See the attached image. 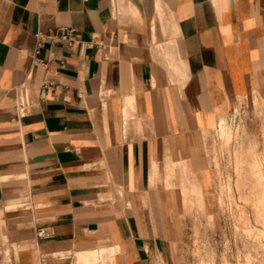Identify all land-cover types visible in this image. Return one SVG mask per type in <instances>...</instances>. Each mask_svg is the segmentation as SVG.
Returning a JSON list of instances; mask_svg holds the SVG:
<instances>
[{"label": "crops", "instance_id": "obj_1", "mask_svg": "<svg viewBox=\"0 0 264 264\" xmlns=\"http://www.w3.org/2000/svg\"><path fill=\"white\" fill-rule=\"evenodd\" d=\"M261 111L264 0H0V264H177L221 118L263 147Z\"/></svg>", "mask_w": 264, "mask_h": 264}, {"label": "rangeland", "instance_id": "obj_2", "mask_svg": "<svg viewBox=\"0 0 264 264\" xmlns=\"http://www.w3.org/2000/svg\"><path fill=\"white\" fill-rule=\"evenodd\" d=\"M251 134L252 132L244 130L237 132L234 137L235 145L237 140L239 143H244L242 149L246 154L238 155L240 151L236 153L237 148L234 146V157L231 155L233 138L227 143L218 136L219 147L213 148L212 152L214 157L217 156V163H215L221 169L218 171V178L215 179L213 193L208 197L209 203L205 198L197 195L199 197L197 199L193 197V202L185 212V237L175 260L177 264H264V236L257 233L251 235L246 231L242 212L237 208V204L242 203V206L249 209L252 207L255 197L256 199L264 197V194H260L264 193V186L259 181L261 178L259 174L263 169L259 173V166L254 168L255 162H257L255 160L259 157L262 159V153L257 152H261V150L263 152L264 146L255 145L257 140H254L255 137ZM214 157L213 160H215ZM233 159L234 162L231 163ZM259 161L261 163V160ZM258 226L259 229H264L263 222ZM110 254L101 253L99 258L97 255L96 260L89 264H93V262L109 264ZM88 261L85 260V262Z\"/></svg>", "mask_w": 264, "mask_h": 264}, {"label": "bare ground", "instance_id": "obj_3", "mask_svg": "<svg viewBox=\"0 0 264 264\" xmlns=\"http://www.w3.org/2000/svg\"><path fill=\"white\" fill-rule=\"evenodd\" d=\"M259 110V109H258ZM262 113L264 112V111H261ZM260 113V112H259ZM261 114V113H260ZM233 116V115H232ZM262 118H264V117H262ZM264 120V119H263ZM229 121H227V118H225V117H223V118H221V120H220V122H219V127L217 128V130H218V134H219V136L220 137H222L223 139H225V140H227V143L229 142V140H231V138L232 137H234V136H236V134H237V131H235V128L233 127V126H231V125H229V123H228ZM240 123V122H239ZM264 124V122H261V125H262V127H263V124ZM240 126V125H239ZM261 127V126H260ZM263 129H264V127H263ZM261 130V129H260ZM255 132V131H254ZM254 132L252 131V134L251 135H253L254 134ZM261 133H264V131L263 132H261ZM255 135H258V133L256 132L255 133ZM255 137V136H254ZM261 137V136H260ZM260 137H258V138H260ZM264 136H262V138H263ZM261 138V139H262ZM264 139V138H263ZM262 139V140H263ZM254 140H256L255 138H254ZM258 142V141H257ZM259 143V142H258ZM215 144V143H214ZM255 145H257V143H256V141H255V143H254ZM259 144H261V143H259ZM263 144H264V142H263ZM256 147V146H255ZM260 147V146H259ZM258 148V147H257ZM259 149H261V148H259ZM259 149H257V150H259ZM253 150H255V149H253ZM254 152V151H253ZM255 153H256V151H255ZM257 153H262L261 155H262V159H260V157L257 159V160H255V161H257V162H255V169L257 168V166H259V168H260V170H259V173L261 172V169H263V171H264V151L262 152V150H261V152H257ZM215 155V154H214ZM256 155V154H255ZM257 156V155H256ZM255 156V157H256ZM217 157V156H216ZM259 160H261V163H259L260 161ZM257 163V164H256ZM218 165V164H217ZM216 168H218V167H216ZM258 170H255V171H258ZM263 171H262V173H258L259 175H261L260 177V179H259V181L260 182H262V184H263V186H264V173H263ZM170 177V176H169ZM262 191V190H261ZM201 194V193H200ZM260 194H264L263 192L262 193H260ZM259 194V195H260ZM261 196V195H260ZM239 199V198H238ZM244 199V198H243ZM247 199H248V196H247ZM252 199V198H251ZM236 200H237V198H236ZM244 200H246V199H244ZM254 201V202H253ZM252 201V207H250L249 209H248V207H246V206H242L240 203H238L237 205H238V209H240L241 210V212H242V217H243V219H244V221L245 222H243L244 223V225H245V229H246V231H248L249 233H251V235H253L254 233H257L258 235L260 234V235H263L264 236V229H259V226H258V224H262V222L264 223V197L263 198H261V197H257V199H256V197H255V199ZM237 202H238V200H237ZM235 204H236V202H235ZM247 204V203H246ZM198 205V204H197ZM239 212V211H238ZM241 216V215H240ZM241 218V217H240ZM242 219V220H243ZM207 220V219H206ZM252 220H254V221H252ZM208 221V220H207ZM235 223V222H234ZM237 223H238V219H237ZM217 225V224H216ZM241 225V224H240ZM249 226V227H248ZM263 226V225H262ZM237 227V226H236ZM242 228V227H241ZM224 229V228H223ZM236 229V228H235ZM242 231V230H241ZM225 232V231H224ZM223 233V232H222ZM226 233V232H225ZM250 235V236H251ZM249 236V235H248ZM246 237V236H245ZM255 237H257V236H255ZM243 238V237H242ZM261 238V237H260ZM264 238V237H263ZM228 239V238H227ZM235 239V238H234ZM248 239V238H247ZM221 240V239H220ZM223 240V239H222ZM219 241V240H218ZM232 241V240H231ZM258 242V241H257ZM259 244V243H258ZM106 251V250H105ZM101 252V251H100ZM104 252V251H103ZM97 254V252H95V251H93V252H86V253H81V259L82 260H90V258H91V255H93L94 256V260H96V255ZM259 256V255H258Z\"/></svg>", "mask_w": 264, "mask_h": 264}, {"label": "built area", "instance_id": "obj_4", "mask_svg": "<svg viewBox=\"0 0 264 264\" xmlns=\"http://www.w3.org/2000/svg\"><path fill=\"white\" fill-rule=\"evenodd\" d=\"M75 27L74 26H65L63 28H59L58 30H54L49 32L46 36L52 41V42H61V43H70L74 40V35H75ZM40 40L38 42V47L42 46V37L40 36ZM37 62V59H35ZM30 104L29 97L27 94L23 91L20 90L18 94V99H17V111L18 114H23L24 110L26 107ZM39 236H46V231L45 229H40L38 231Z\"/></svg>", "mask_w": 264, "mask_h": 264}]
</instances>
